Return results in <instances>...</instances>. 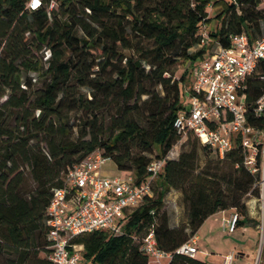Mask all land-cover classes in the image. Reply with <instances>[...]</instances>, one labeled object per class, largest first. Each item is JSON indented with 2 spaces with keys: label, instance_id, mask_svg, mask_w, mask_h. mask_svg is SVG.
Segmentation results:
<instances>
[{
  "label": "trees",
  "instance_id": "16d2710c",
  "mask_svg": "<svg viewBox=\"0 0 264 264\" xmlns=\"http://www.w3.org/2000/svg\"><path fill=\"white\" fill-rule=\"evenodd\" d=\"M29 1L0 0V264H52L47 207L67 168L88 153L101 149L136 182L153 158L169 153L181 138L173 121L187 73L177 77L172 68L207 54L208 46L193 48L209 6H220V26L209 30L220 45L229 47L235 34H264V0H41L37 9ZM242 92L249 123L264 130V116L253 112L264 95V63ZM187 144L166 159L159 190L153 185L128 216L124 234L74 239L90 264H147L140 243L149 230L172 253L169 264H213L177 249L222 210L238 213L237 227L256 225L246 201L258 197L260 176L244 166L239 143L223 158L192 132ZM171 189L187 212L176 225L163 209Z\"/></svg>",
  "mask_w": 264,
  "mask_h": 264
},
{
  "label": "built area",
  "instance_id": "2783aa9c",
  "mask_svg": "<svg viewBox=\"0 0 264 264\" xmlns=\"http://www.w3.org/2000/svg\"><path fill=\"white\" fill-rule=\"evenodd\" d=\"M236 1V0H233ZM41 0H30L27 7L37 9ZM200 46L210 50L197 64L192 84L185 91L183 108L177 113L174 129L186 137L189 132L223 158L238 142L243 153V164L252 174H258L264 184V130L248 121L247 105L242 89L246 79L264 63V34L250 40L246 33L231 36V44L224 47L209 36L206 23L200 28ZM256 116H264V95L254 106ZM261 161L258 162V155ZM153 158L147 166V176L136 182L131 174L119 172L103 174L110 159L101 149L88 153L79 162L69 166L65 185L53 190L47 207L48 254L52 264H90L84 255V246L74 239L105 231L110 235L124 234L128 216L153 193V185L161 174L166 159ZM239 220L234 212L223 227L234 232ZM197 234L183 243L177 252L191 257L198 252ZM141 250L147 255V264H169L172 253L157 246L153 230L141 239ZM236 251L227 253L220 264H234ZM256 256L252 264H260Z\"/></svg>",
  "mask_w": 264,
  "mask_h": 264
},
{
  "label": "rangeland",
  "instance_id": "374dc122",
  "mask_svg": "<svg viewBox=\"0 0 264 264\" xmlns=\"http://www.w3.org/2000/svg\"><path fill=\"white\" fill-rule=\"evenodd\" d=\"M261 7H264V1L261 4ZM220 11V6L213 7L212 5L208 7L209 12V18L210 22L206 23V26L208 30H213L220 26V20L216 18ZM210 47V45H208ZM205 50V53L208 50ZM199 48H202L201 46H197L193 48V52H196ZM210 49V48H209ZM200 59L195 60L193 63H190L189 61H180L177 63L173 68L172 71L175 73L177 77H179L183 72L186 73V81L183 82L182 88L185 91L189 88V86L192 84L197 64ZM33 76H36L35 74ZM71 121H74V117L71 116ZM190 141L192 143L196 142V138L194 136H190ZM187 144V136L180 138L176 144L173 146V148L169 151L168 155L169 157H176L178 154H180L183 150L188 149ZM159 149L155 148L153 151V155L159 154ZM211 153L215 155V152L211 150ZM204 162V153L201 151L199 155V164L200 166L203 165ZM104 169L106 171H109L110 173L116 174L118 172V169L116 167L115 162L112 159H109L105 165ZM159 181H161V178L158 177L154 184L155 190H159L160 184ZM259 181H262V177ZM257 189L259 191L258 197H253L251 194H248V200L246 201L247 204L249 199H253L254 205H255V214L256 217V230L258 231L253 237L252 232L249 229L241 228L237 230L235 233H231L228 230V227L225 228L221 226L220 222V216L213 217L214 220L217 221V226L212 232H207L205 225L202 227V229L199 231L200 240L197 243L198 244V253L196 257L198 259L207 261V260H217L218 256L221 254H224L228 251H236L237 253L242 250V245H247L250 247V251H248V257L245 258H235L234 264H244L245 260H248V264H252L255 257L258 255L261 257V263L264 260V184L259 183L257 186ZM163 209L170 213V216L172 219H175L178 212L180 213L182 220H187V212L186 207L182 199V195L179 191L171 189L166 196L164 197L163 201ZM232 212H236L234 209H231ZM212 221V222H213ZM248 230L245 235H243V231ZM142 235H140L141 237ZM232 249V250H231ZM41 255L45 256V253H41Z\"/></svg>",
  "mask_w": 264,
  "mask_h": 264
},
{
  "label": "crops",
  "instance_id": "0c3cea01",
  "mask_svg": "<svg viewBox=\"0 0 264 264\" xmlns=\"http://www.w3.org/2000/svg\"><path fill=\"white\" fill-rule=\"evenodd\" d=\"M118 173V172H117ZM116 173V174H117ZM103 174L104 175H106V176H113V175H116V174H114V173H110L109 171H106L105 169H104V167H103ZM248 205H249V217L252 219V220H254L255 222H256V217L254 216V214H255V203H254V201H253V199H249V201H248ZM231 214H233V212H232V210L231 209H226V210H222V211H219V212H217V213H215V214H213V215H211L210 217H208L206 220H205V222L203 223V225L200 227V229L198 230V232H197V237H198V242H199V238H200V236H199V231L202 229V227H204L205 225H207V227H206V230H207V232H212V231H214V229L216 228V226H217V221L216 220H212L213 219V217H218V216H220V222H221V226H223V224H224V222L230 217V215ZM182 219V217H181V215H180V213L178 212V214H177V216H176V218L175 219H172L171 221H172V224L173 225H176V224H178L179 223V221ZM213 221V222H212ZM257 223V222H256ZM241 228H244V229H249L251 232H252V235H253V237H255V235H256V233L258 232L257 230H256V225H252V224H250V225H248V226H238L237 228H236V230L234 231V232H232V233H235L237 230H239V229H241ZM247 231L248 230H245V231H243V235H245L246 233H247ZM197 242V243H198ZM197 246H198V244H197ZM232 250V249H231ZM251 249H250V247H248L247 245H242V250L240 251V252H238V258H245V257H248L249 255H248V251H250ZM229 252H231V251H228V252H226V253H224V254H221L220 256H218V258H217V260H207L208 262H211V263H213V264H220L221 262H222V260H223V258H224V256L227 254V253H229ZM198 253V252H197ZM197 255V254H196ZM244 264H248V260H245V262H244Z\"/></svg>",
  "mask_w": 264,
  "mask_h": 264
}]
</instances>
